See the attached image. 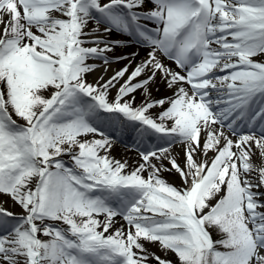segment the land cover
<instances>
[{
  "label": "snow or ice",
  "instance_id": "6c2138e0",
  "mask_svg": "<svg viewBox=\"0 0 264 264\" xmlns=\"http://www.w3.org/2000/svg\"><path fill=\"white\" fill-rule=\"evenodd\" d=\"M0 264H264V0H0Z\"/></svg>",
  "mask_w": 264,
  "mask_h": 264
},
{
  "label": "bare ground",
  "instance_id": "6f19581e",
  "mask_svg": "<svg viewBox=\"0 0 264 264\" xmlns=\"http://www.w3.org/2000/svg\"><path fill=\"white\" fill-rule=\"evenodd\" d=\"M143 54V53H142ZM114 67H117L116 65H114ZM89 79H92V77L90 76ZM157 94L156 92H154V95ZM113 155L116 156L117 158H121L125 156V153L123 151V149L121 148H117L113 151ZM129 156H131V153H128ZM153 251H156V253L158 254L159 250L157 248H153Z\"/></svg>",
  "mask_w": 264,
  "mask_h": 264
},
{
  "label": "rangeland",
  "instance_id": "374dc122",
  "mask_svg": "<svg viewBox=\"0 0 264 264\" xmlns=\"http://www.w3.org/2000/svg\"><path fill=\"white\" fill-rule=\"evenodd\" d=\"M160 93H157V94H155V95H159ZM157 255H161V256H163V254L162 253H160V252H158V254Z\"/></svg>",
  "mask_w": 264,
  "mask_h": 264
}]
</instances>
